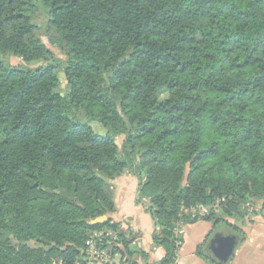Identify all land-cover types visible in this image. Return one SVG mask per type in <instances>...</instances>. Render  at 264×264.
Here are the masks:
<instances>
[{"label":"trees","instance_id":"obj_1","mask_svg":"<svg viewBox=\"0 0 264 264\" xmlns=\"http://www.w3.org/2000/svg\"><path fill=\"white\" fill-rule=\"evenodd\" d=\"M126 172L158 208V264L184 209L264 207V0H0V264H77L104 229L139 264Z\"/></svg>","mask_w":264,"mask_h":264},{"label":"crops","instance_id":"obj_2","mask_svg":"<svg viewBox=\"0 0 264 264\" xmlns=\"http://www.w3.org/2000/svg\"><path fill=\"white\" fill-rule=\"evenodd\" d=\"M116 182L121 195L115 199L118 206L116 220L121 222L127 234L134 235L138 251L133 261L139 264H158L166 255L165 250L154 244L156 227L153 216L140 203H137L138 180L128 175ZM114 184V183H113ZM258 204L254 214L241 217L238 221L224 218L221 213L215 219L192 220L184 228L183 246L179 264H221L210 250L211 241L216 235L237 238L234 255L226 264H264V209ZM124 225V226H123ZM200 250L204 253L199 254Z\"/></svg>","mask_w":264,"mask_h":264},{"label":"built area","instance_id":"obj_3","mask_svg":"<svg viewBox=\"0 0 264 264\" xmlns=\"http://www.w3.org/2000/svg\"><path fill=\"white\" fill-rule=\"evenodd\" d=\"M253 206L254 205L252 203L248 202L244 205V209H252ZM209 213L210 209L204 206L183 210V214L185 216L193 219H205ZM184 225L185 224L183 220L178 223L175 230L177 235H182L181 229L184 228ZM120 246L121 245L118 244V236L113 230L104 229L100 231H94L89 237L87 246L83 252L82 260L77 264H134L117 250V248ZM182 246L183 241H178L173 264H179L180 250Z\"/></svg>","mask_w":264,"mask_h":264},{"label":"water","instance_id":"obj_4","mask_svg":"<svg viewBox=\"0 0 264 264\" xmlns=\"http://www.w3.org/2000/svg\"><path fill=\"white\" fill-rule=\"evenodd\" d=\"M140 193H138L137 199L140 201L141 205L149 212H151L154 221L159 227V221L157 219V212L158 208L151 203L148 200H140L139 196ZM108 220L107 216H102L98 217L96 219H93L90 221L91 225H98V224H103ZM236 242L237 238L235 236H221V235H216L215 238L211 241L210 244V250L213 254V256L221 263V264H226L230 261L232 256L234 255L235 248H236Z\"/></svg>","mask_w":264,"mask_h":264},{"label":"rangeland","instance_id":"obj_5","mask_svg":"<svg viewBox=\"0 0 264 264\" xmlns=\"http://www.w3.org/2000/svg\"><path fill=\"white\" fill-rule=\"evenodd\" d=\"M43 41L45 42V44L56 54V55H58L59 57H62L60 54H59V50L57 49V48H55V47H52L50 44H49V42H48V40L46 39V38H43ZM11 60H12V63L13 64H15V65H19L20 64V61L18 60V59H11V58H8L6 61H7V63H10L11 62ZM60 80H65V76H64V74H60ZM95 128V127H94ZM123 140H124V138L122 137V138H118V140H117V142H118V145H119V147L121 148V146H122V143H123ZM128 175H130V173L129 172H126V173H124V174H122L121 176H119V177H117L114 181H112V184L114 185V189H113V191H114V195H115V199L117 200H119V198H117L118 196H119V194L121 195V192H118V190L116 189V182H118L119 181V183H120V185L121 186H124V183L122 182L124 179H125V177L126 176H128ZM132 176V175H131ZM136 178V177H135ZM137 180H138V193L140 192V185H141V183H142V181L140 180V179H138V178H136ZM138 200V199H137ZM117 202V201H116ZM258 204L259 205H261L260 207H262V209H264V207H263V203L262 202H258V203H255V204H253L254 206H253V208L251 209V208H249V209H244V206H243V209H244V214L243 215H245L246 217L247 216H249V215H252V214H254L255 213V211H256V208H257V206H258ZM251 209V210H250ZM151 213V212H150ZM220 213V212H219ZM152 215V214H151ZM224 218H226L225 220H227V218L228 217H226V216H223ZM184 219H185V217H184ZM184 219H183V221H184ZM234 220H236V221H238L237 220V218L236 217H234L233 218ZM192 220H203V219H193V218H187V220L186 221H184V228L186 227V225L188 224V222H190V221H192ZM156 224V223H155ZM122 226V225H121ZM124 226V225H123ZM156 227H157V225H156ZM184 228L183 229H181V232H182V235H181V238L183 239V234H184ZM183 241V240H182ZM131 249H132V252H134V253H136L137 251H138V248H136L135 246H133V245H131ZM137 256H134L133 255V258H136Z\"/></svg>","mask_w":264,"mask_h":264}]
</instances>
